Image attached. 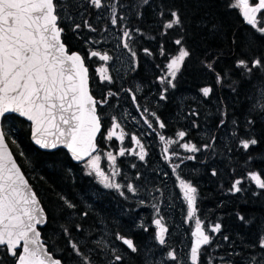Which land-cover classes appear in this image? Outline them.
I'll use <instances>...</instances> for the list:
<instances>
[{
    "label": "snow or ice",
    "instance_id": "snow-or-ice-1",
    "mask_svg": "<svg viewBox=\"0 0 264 264\" xmlns=\"http://www.w3.org/2000/svg\"><path fill=\"white\" fill-rule=\"evenodd\" d=\"M88 3L98 10L108 8L112 26L128 18L118 15V8L123 7L119 0H113L111 3H107L106 0H88ZM149 4L150 0H139V4L132 7L142 9ZM206 4H209V0H192L187 21L185 14L177 6H171L167 10L161 9L158 12V17L162 21L161 35L166 36L169 30L173 29H179L180 32L173 41L176 51L170 55L165 65L166 71L156 77V82L162 85L159 89V100L165 102L168 100L169 90L177 87L176 81L183 68L193 60L197 49L202 47L201 67L215 74L216 85L223 88L225 84H228L229 90L237 96L245 82H248L253 89L245 97L248 102L246 109L248 117L243 125V134L241 135L239 120L234 119L231 139L238 141L235 147L242 149L249 160H254L256 157L250 153L264 143V131L256 130L257 123L264 122V79L253 81L252 77L259 75L264 78V57L255 56L251 59L247 57L257 46V36L264 39V11H262L264 0H255L254 3L251 0H228L227 8L238 9L244 23L254 30L251 36L242 39L236 32L230 34L224 21L209 20L206 18L207 13L201 15V9ZM72 7L68 0H0V118H6V114L13 113L26 118L30 122L32 141L39 150L55 155L57 150L66 149L73 161L83 162L86 176H94L97 183L105 190H115L127 199L125 188L133 195H137L140 189L132 182L124 185L117 181L116 177L121 175L117 156L131 154L143 162L148 152L141 140L136 135H132L133 145L138 146L139 151L124 148L116 154L107 151L103 155L111 165V170L110 172L102 170V157L99 154L97 136L100 135L108 141L113 138L123 141L125 138V133L116 116H112L111 127L106 136L103 134L101 110L109 105V98H115L118 94L110 90L107 96L98 100L90 92L89 68L86 66L85 56L78 51L70 50L62 39L65 32V28L61 26L63 22H71L74 33H79L82 28L80 23L75 22L71 13ZM257 14H261L259 18ZM198 16L200 18L196 19ZM142 17L143 12L138 11L137 18L142 19ZM83 27L91 32L96 31V28L87 20L83 22ZM121 32L120 43L135 61L137 53L131 47L134 33L145 34L139 28L130 30L127 27H123ZM147 38L155 39L154 36ZM86 43L98 44L100 41L89 40ZM238 45L241 47V55L236 57L234 50ZM225 47L233 50V69L240 71V78L231 79L230 83L228 78L233 75L232 69L216 70V64L226 55ZM144 52L149 56L153 54L148 48H144ZM160 55H169L163 45L160 47ZM87 58H98L104 62V65L97 67L96 72L102 83L107 81L112 84L113 77L109 75V71L114 65L109 62L114 60V56L108 51L89 49ZM138 66L134 63L131 70L135 71ZM141 90L142 86L139 84L135 90L122 89L131 95L134 104H137L136 93ZM213 92L212 85L199 88V94L205 100L209 99ZM137 110L154 117L155 124L160 129L166 128V123L156 112H150L147 107L141 110L138 104ZM188 115L198 118L200 113L193 109ZM226 118L227 111L221 110L217 128L226 125ZM143 122L149 129H153V122L147 117H143ZM192 127H199L195 119L192 121ZM116 129H121L119 134ZM157 135L164 143L162 158L170 163L172 173L176 175L182 198L186 201L187 219L191 220L197 211V187L191 181L182 178L177 170L181 168L185 160H196L197 153L209 152V150L214 152L218 137L212 135L200 146L190 140L180 143L179 146L190 155L179 157L176 152L169 154V146L184 141L189 133L185 130L177 131L175 135L178 139L176 140L166 138L163 134L157 133ZM5 139V133L0 131V253L3 254L0 255V264H6L4 257H11L12 264H64L63 258H57L53 252H50L46 248V242L41 239L42 233L39 229L49 223L48 214L22 173L21 167L8 150ZM231 151L232 148L229 147L228 152L231 153ZM94 153L96 154L93 155ZM258 155L264 159V153H258ZM174 156L180 159V163H171ZM44 166L54 172L65 167L59 159L46 161ZM132 167L135 168L136 165L133 164ZM67 171L70 173L71 169ZM211 174L216 176V170L213 169ZM136 179H140L139 173L136 174ZM247 179L253 182L258 190L264 191V178L261 173L249 171ZM243 184L244 179H236L229 192L233 195L243 192L245 190ZM156 191L159 192L160 189L157 188ZM260 194L261 192H253V196ZM58 199L61 203L58 206L59 214L53 217V234L55 235V229L58 228L67 238V244L72 253L79 258L77 264H94L92 257L94 250L89 249L87 253L82 250L80 240L72 235V222L67 219V217L74 219L77 205L62 194H58ZM139 203L144 205L145 201L141 199ZM152 208L154 209L152 219V224L155 226L154 240L163 248L167 246L166 233L170 234V229L165 226L162 207L159 204H152ZM79 215L87 217L89 212L83 211ZM237 216L246 225L255 222L254 218L246 220L245 216L239 212ZM203 224L201 219L195 220V229L191 232L194 239L189 253L190 264H200L202 246L210 245L213 240L212 234H219L222 231L223 226L219 222L208 226L207 231L202 227ZM74 227L77 233L85 231L81 223H75ZM136 227L144 232L149 231L144 224ZM258 231L261 232L259 248L264 249V223ZM223 238L225 241L229 240L228 236ZM115 239L125 246L126 250L123 253L120 249L109 247L108 242L103 238L94 241L96 250L103 254L101 259L104 260L107 256L105 264H123L129 254H132L130 258L133 259L141 254V249L132 238L117 232ZM249 247L254 248L256 245ZM140 260L141 264H169V262L180 264V258L175 249L168 250L162 259H157L156 252L151 247H145ZM244 264H264V252L246 257Z\"/></svg>",
    "mask_w": 264,
    "mask_h": 264
},
{
    "label": "trees",
    "instance_id": "trees-1",
    "mask_svg": "<svg viewBox=\"0 0 264 264\" xmlns=\"http://www.w3.org/2000/svg\"><path fill=\"white\" fill-rule=\"evenodd\" d=\"M191 3L192 0H150L149 5L142 9L139 8V11L143 12L142 19L137 18V14L135 15L133 12L129 14L134 19L136 28L141 29L144 34L157 36L152 43L146 42L144 36L135 43V49L133 50L138 53L137 61L139 63L144 65L148 60H151V63L155 62L156 64L160 57L161 45L169 53L168 56H164L161 59L162 61L176 51L173 41L179 36V29L169 30L166 36L161 35L162 21L158 17V12L161 9L167 10L171 6H177L185 14V20L187 21ZM227 3L228 0H209L210 6L206 4L201 9V15L207 13L206 18L209 20L219 19L224 21L229 28V33L236 32L241 39L251 36L254 30L251 26L243 23L238 9L229 10ZM260 15L258 14V18ZM199 18V16L196 17V19ZM67 33L72 35L69 28L65 29L64 34ZM64 34L62 39L68 48L72 51L75 50L74 45L65 40ZM76 47L77 44L75 45ZM156 47L159 48V53L155 50ZM144 48L150 49L153 54L149 56L139 52L144 50ZM224 52L226 55L216 64V70L228 71L232 69L233 75L228 78L230 83L231 79L240 78V71L233 69V50L225 47ZM234 54L236 57L241 55V47L239 45L234 50ZM255 56L264 57V39L259 38V36H257V46L253 48L247 58L251 59ZM201 59H203L202 47L197 49L193 60L189 61L183 68L176 81L177 87L174 90H169L168 100L166 102L159 99L151 100L148 108L150 112H156L166 123V128L160 131L166 138L175 139L177 131L185 130L189 135L185 137L184 142L190 140L200 146L207 142L212 135L218 137L215 151L210 150L209 153L207 152L204 163H191L188 161V166L184 170V179H190L193 185L197 187L196 214L198 218H202L205 223L213 225L219 222L223 226L221 233L215 235V240L208 247L202 246L200 259H206L218 264H244L246 257L253 254L259 255L264 252V249L259 248L261 232L258 231L261 224L264 223V191L258 190L255 184L247 179L249 171L261 173L262 178H264V159H261L258 155V153H264V143L258 149L252 150L250 155L256 158L249 160L248 155L242 149L235 147L238 141L231 139V129L232 121L234 119L239 120L241 135L243 134V125L248 117L246 112L248 102L245 97L253 89L248 82H245L242 84L237 96L229 90L228 84L221 88L215 83V74L201 67ZM85 63L89 68V89L95 98L99 100L101 97L106 96L110 90L113 92L112 84L102 83L95 77L93 64L88 63L86 60ZM148 72L145 71L144 73ZM142 77L147 79L149 76L143 75ZM261 79L264 78L259 75L252 77L253 81ZM204 85H212L214 87L212 96L207 100L199 94V88ZM109 99L110 105L111 98ZM153 102L158 104L154 105ZM109 105H106L101 110L103 116ZM193 109L200 113L198 118L188 115ZM221 110L227 111V123L224 127L217 128L216 125L219 122ZM109 112V114L113 113L110 109ZM194 119L199 124L198 128L192 127ZM104 124L105 121H103ZM0 126L6 135L5 141L15 161L21 167L22 173L48 214L49 223L41 228L40 231L42 233L41 238L43 242H46V248L50 252H53L57 258L62 257L64 264H77L79 259L72 253L71 248L67 244V238L60 233L58 228L55 229V235L53 234V217L59 214L58 206L61 203L58 199V194L66 196L77 205L74 219L73 217H67V219L72 222V235L80 240L82 250L86 253L89 249L94 250L92 253L94 264H103L107 259V256H105V259L102 260L101 255L103 254L96 250L94 241L99 239L96 238L99 233L103 234L102 232H106L105 236L111 234L108 237L110 239L115 237L117 232L123 235H132V239L134 238V242L139 246L138 241L140 238L137 236L142 235L141 229L136 227L137 225L135 226L132 214H130L128 219V222L131 221L129 222V227L127 228V225H124V221L127 219L120 214V209L123 210V213L126 210H124V207L119 206L121 202L116 199V195L110 197V194L107 193L105 194V199H102L101 196H94V201L90 200L85 197V194L88 189L94 187L85 183L82 167L72 163L62 149L57 150L55 155L36 149L29 141L28 124L14 115H7L6 118H1ZM256 130L258 132L264 131V122H258ZM99 138L97 143L101 149V140ZM229 147L232 148L231 153L228 152ZM52 159H59L65 167L55 172L45 167V162ZM67 169H71V172L69 173ZM213 169L217 172L216 176L211 174ZM238 178L244 179L243 187L245 190L233 195L229 192V189L233 181ZM253 192H261V194L253 196ZM85 198L88 199L86 203ZM105 206H107V209ZM115 207L119 210L117 216H112V210ZM83 211H88L89 215L81 217L79 214ZM127 211L130 212V210ZM238 212L244 215L246 220L254 218L255 222L251 225L242 223L237 216ZM75 223H81L85 231L77 233L74 227ZM89 232H91V235H89ZM224 236H228L229 240L225 241ZM250 245H256V247H249ZM111 246L122 250V253L126 250L125 246L120 243H113ZM119 246L121 247L119 248ZM236 253H239V255H235ZM141 254L143 253L141 252ZM0 255L3 254L0 253ZM131 255L126 256L123 264H139L140 258L136 256L133 259L130 258ZM4 260L6 264H12L10 257H4Z\"/></svg>",
    "mask_w": 264,
    "mask_h": 264
},
{
    "label": "rangeland",
    "instance_id": "rangeland-1",
    "mask_svg": "<svg viewBox=\"0 0 264 264\" xmlns=\"http://www.w3.org/2000/svg\"><path fill=\"white\" fill-rule=\"evenodd\" d=\"M70 4L73 5L71 8V13L75 18L76 23L82 22V18L84 17L83 15V10L84 7V0H68ZM107 3L113 2V0H106ZM119 3L123 5V7L118 8V15L126 16L128 17L126 20L119 22L116 26H112L110 22V15H109V10L108 8H101L97 9V15L102 14L101 16L97 17L94 22L92 23L93 27L96 28L95 32H91L89 30L84 29L83 27L79 31V33H75L76 36L79 38L80 42L82 43L81 45H78V47H85L84 51L87 55L89 49L92 50H99L101 52L108 51L109 54L114 56V60L109 62V64L114 65V67L110 68L109 75L113 77V83L112 86L117 85L119 86L121 82L124 83L125 79L130 75L132 76L134 73L138 75L141 73V70L139 69L138 72L132 71V67L134 63H137V57L136 60L133 61L130 53L128 52L127 49H124L122 47V44L120 43L122 32L121 29L123 27H127L130 30L135 29L136 24L134 22V19L130 17V13H134L135 15L139 11L138 7H132V5L139 4V0H119ZM93 12L94 7L90 9ZM134 18V17H133ZM62 27L65 29L69 28L72 30L71 27V22H63ZM106 29V30H105ZM162 31V29H160ZM144 36V40L146 42L152 43L153 40L151 38H147L149 36H152V34L148 35H139L134 33L133 40L131 42V47L132 49H135V43L139 41V38ZM154 37H157L154 35ZM89 40H96L100 41L98 44H88L86 43ZM88 44V45H87ZM155 50L159 53V48L156 47ZM139 52L145 53L144 50H140ZM137 53V52H136ZM138 55V53H137ZM116 57H119V59H115ZM164 56L159 57L157 63H151V60H148L147 63L142 65L145 71H149V73H153L152 75V83H151V88H154L153 93L148 92L145 93L148 97H151L152 100H156V97L159 95L157 90H159L162 85L156 82V77L161 75L163 72L166 71L165 65L170 57H167L166 60L162 61L161 59ZM89 63L93 64V70H94V75L96 78H98V81H100L99 74L96 72L97 67H100L104 65V62L100 61L98 58H91L88 59ZM106 66V65H105ZM160 67V68H159ZM158 70V72H157ZM101 82V81H100ZM104 83L109 84L107 81ZM126 84V83H124ZM142 86V90L140 92H137L136 94L142 95L143 89L147 87V83L144 80L142 76H134L133 81H130V86H132L135 90L137 85ZM113 88V87H112ZM147 88H150L149 86ZM146 88V89H147ZM107 96V95H106ZM120 102L122 103L121 107H118L116 111H114V104L111 103L110 106L107 108L105 114L108 115L107 120H105L104 124V132L103 134L106 136L108 129L111 127V118L112 116H116L118 122L121 124V128L123 129L125 133V138L122 141H118L115 138H113L111 141L105 140L102 138V143L101 146L102 148L100 149V155H101V168L102 170H105L106 172H110L111 170V165L109 164L107 158L103 155L107 151H112L114 154L118 153L121 148H126L125 147V139H127V135H129V131H131V125L133 124L136 128L142 129L141 134H143V125L141 121L137 118L136 113L133 111V109L127 104L128 99L125 98V101L123 98H121ZM151 103V101L149 100ZM153 104H158L157 102H153ZM112 105V106H111ZM109 109L113 111V113L109 114ZM109 112V113H108ZM145 114V117H147L149 120H153V125L154 128L160 133L161 129L158 127V125L155 124V119L154 117H151L148 113H143ZM129 129V131H128ZM117 133L121 131V129H116ZM178 139L177 137L174 139ZM155 140V138H152L151 141ZM147 145H150L151 142L146 140ZM130 142V141H129ZM184 143V141H180L179 143L172 144L169 146L170 149L177 151L179 153L183 154V157H186L187 155H190V153L186 152L184 149H182L179 144ZM138 148L136 147L134 151H137ZM94 153L93 155H95ZM199 154V153H198ZM196 154V155H198ZM148 157L151 158V161L148 160ZM182 157V156H181ZM198 157V156H197ZM134 159V161H133ZM129 160V162L127 161ZM180 163V159H173L172 162L175 163ZM163 159L161 160V163H158L154 160L153 156H149V154L146 157L145 161H139L138 157L135 155H125L124 158H119L117 156V165L121 169V175L117 176L116 179L118 182L121 184L126 185L128 182H132L136 185L139 186V192L137 195H133L131 193H128L126 188L124 189L125 197H122L119 195L118 192L115 190H105L99 183H97L96 178L94 176H88L95 187H100L102 190V195H100L99 191H94L91 189H88L85 197H88L90 200L94 201V196H101L102 199H105V193L109 191L110 197H114L115 195L118 198V201L120 200L121 205L126 209V212L123 213V210L120 209V214L127 219L126 221L128 222V219L130 217V214L134 216V224L140 225L143 223H150L148 219L154 218V209L152 208V204H159L162 207V215H165V225L170 229V234L166 233V240H167V246L161 248L160 245H158L155 240H154V226L153 229L151 230V236H146L144 241L139 244V248L142 250L141 252L143 253V250L145 247H151L153 251L156 252V258L157 259H162L163 256L166 255L167 251L170 249H175L177 252L179 258H180V264H188L186 259H187V249L189 245V232L193 226H195V220L198 218L197 214L191 218V220L187 219V205L186 201L183 200L182 198V193L179 190L178 187V180L176 179V175L172 173V169L170 167V164H165L162 166ZM190 162V161H189ZM169 163V162H168ZM135 164L136 167L133 168L132 165ZM188 166V161L185 160V162L181 165V168L177 170V173L181 175L182 178H184V170ZM134 169L136 171H141V178L137 180H131L130 174H127L129 170ZM83 174H84V166H83ZM167 173V175H165ZM85 175V174H84ZM160 175V176H159ZM248 177V176H247ZM249 180V179H248ZM188 181H191L190 179ZM250 181V180H249ZM192 182V181H191ZM234 182V181H233ZM251 182V181H250ZM193 183V182H192ZM253 183V182H252ZM159 188L160 191L157 192L156 189ZM86 201H88L87 198H85ZM122 199H125L127 201L130 200L131 203H133V206H131V203L128 202H123ZM143 199L145 201L144 205H141L139 201ZM88 207V205H87ZM131 207L130 212L127 211V209ZM107 209V206H105ZM117 207L112 210V216H117L118 208ZM116 210V211H115ZM201 219L203 222L204 220ZM133 220V219H132ZM124 221V225H127V228L129 227L130 223ZM187 221V222H186ZM212 224L205 223L202 225V227L205 228L207 231V227ZM149 232V231H148ZM147 232V233H148ZM103 234H98V237L101 239L104 238L105 241L108 242L109 247L111 246L114 242L111 239H108L111 234H107L106 232H102ZM145 233V235H148ZM215 235L212 234L213 240H215ZM107 238V239H106ZM97 239V240H99ZM208 247V246H206ZM142 255V254H140ZM140 255H137V257L140 258ZM210 261L206 259H200V264H209ZM102 264V263H101ZM104 264V263H103ZM139 264H141V260L139 261ZM169 264H172V262H169ZM211 264H218V263H212Z\"/></svg>",
    "mask_w": 264,
    "mask_h": 264
},
{
    "label": "flooded vegetation",
    "instance_id": "flooded-vegetation-1",
    "mask_svg": "<svg viewBox=\"0 0 264 264\" xmlns=\"http://www.w3.org/2000/svg\"><path fill=\"white\" fill-rule=\"evenodd\" d=\"M82 7H84V10H83V15H84V17L82 18V22H81V25H82V27H83V22L85 21V20H87L91 25H93L92 23L94 22V20L97 18V17H99V16H101L102 14H99V15H97L96 13H97V9H95L94 8V10L93 11H95V12H93L92 13V11L90 10L91 8H92V6L88 3V0H84V4H83V6ZM97 16V17H96ZM62 26V25H61ZM94 26V25H93ZM84 28V27H83ZM84 29H86V30H88L87 28H84ZM70 32L72 33V35H69L68 33L67 34H64L65 35V40L68 42V43H72L73 45H74V49L75 50H73V51H78V52H80L82 55H84L85 56V60L88 62V60H87V55H86V53L84 52V51H86L85 50V47H84V44H83V47H76L75 48V45L76 44H78V45H81L82 43L80 42V40H79V38L76 36V34L70 29ZM88 45V44H87ZM89 63V62H88ZM137 64L139 65L138 66V68L135 70L136 72H138V70L140 69L141 70V73L139 74V72H138V75L136 74V73H134L132 76H128L126 79H125V81H124V83H126V84H124L123 82H121V84L119 85V86H117V85H115L114 84V86H113V92H116L118 95H117V97H115V98H111V103H113L114 104V111H116L117 110V108L118 107H121L122 106V103L120 102V100H121V98H123V100L125 101V98L126 99H128V102H127V104L133 109V111L136 113V115H137V118L141 121V123H142V125H143V128L145 129V130H143V134H141V131H142V129H140V128H136L133 124L131 125V131H129V129H128V131H129V135H127V139H125V147L126 148H124V149H135L136 147L138 148V150L137 151H139V147L138 146H134L133 145V142H132V140H131V137H132V135H136L140 140H141V143L142 144H144L145 145V148H146V151L148 152V154H149V156H153L154 157V160L156 161V162H158V163H161V160L163 159L162 157H163V155H164V152H163V149L162 148H164V143L163 142H161L160 140H159V136L157 135V133H158V131L153 127V129H149L148 127H147V125L146 124H144V122H143V117H145V114H143L142 113V111H138L137 110V104L139 105V107H140V109L142 110L144 107H149V100L151 101L152 99H151V97H148L147 98V95L145 94V93H148V92H151V93H153V90H155L154 88H151V79H152V75H153V73L154 72H152V73H144V68L142 67V64L141 63H139L138 61H137ZM143 75H146V76H149L147 79H144L145 81H146V83H147V81H148V83H147V87L149 86L150 88H147V87H145V89H143V93H142V95H139L138 96V94H136L137 95V104H134L133 103V101H132V99H131V95L128 93V92H126V91H122V89H128V88H132L133 90H134V88L132 87V86H130V81H133V79H134V76H143ZM129 81V82H128ZM147 88V89H146ZM158 94H159V92H158ZM159 99V95L156 97V100H158ZM110 106V105H109ZM112 106V105H111ZM107 117H108V115H106L105 114V116H103V121H105V120H107ZM150 121H152L153 122V120H150ZM103 132H104V128H103ZM159 134H161V133H159ZM218 134H221V133H218ZM100 137V138H99ZM166 137V136H165ZM98 138L101 140V143H102V137L100 136V135H98ZM152 138H155V140H153V141H151V139ZM146 140H148L149 142H151V144L150 145H147V141ZM98 141V140H97ZM130 141V142H129ZM123 142V141H122ZM172 152H176V153H178V156L179 157H183V154L182 153H179V152H177V151H174V150H172V149H170L169 148V154H171ZM209 152H210V150H209ZM208 152V153H209ZM198 154V153H197ZM198 157H197V159L196 160H194V161H190L191 163H197V162H200V163H204V161L206 160V156H207V152H200L198 155H197ZM125 156H123V157H119V158H124ZM173 159H178V157H173L172 158V160ZM148 160L149 161H151V158L150 157H148ZM128 162H129V160H127ZM133 161H134V159H133ZM171 163H173L172 161H171ZM175 163H177V161H175ZM165 164H170V163H168L167 161H165L164 159H163V162H162V166H164ZM77 165H80V167H82V169H83V162H81V163H79V164H77ZM137 173H139L140 174V178H141V171H136V170H134V169H131V170H129L128 171V173L127 174H130V178H131V180H135V178H136V174ZM160 176V175H159ZM85 183H87V184H89L90 186H93V187H95V185L93 184V182H92V180L88 177V176H86L85 175ZM91 190H94V191H99L100 192V195H102V190H101V188L100 187H95L94 189H91ZM107 193H109V191H107ZM107 193H105V194H107ZM118 198L119 197H116V199L118 200ZM111 199V198H110ZM123 200V202H128V203H131L130 202V200L129 201H127V200H125V199H122ZM120 207H123L121 204L119 205ZM131 206H133V203H131ZM123 209V208H122ZM131 209V207H129L127 210H130ZM124 210H126L125 208H124ZM153 219V218H152ZM152 219H148L149 221H151ZM129 222H131V221H129ZM144 224V226L145 227H148L149 228V232L147 233V232H144L143 230H141V233H142V235H138L137 237H139L140 238V240L138 241V243L140 244V243H142L143 241H144V239H145V237L146 236H151L152 237V234H151V230L153 229V224H152V221H151V224L148 222V223H143ZM166 227H167V225H165ZM155 227V226H154ZM154 231H155V228H154ZM131 232H132V230H131ZM145 233H147L148 235H145ZM137 234H140V233H137ZM189 234H190V232H189ZM125 236H127V237H129V238H132V235H125ZM190 237V236H189ZM108 239H110V238H108ZM111 239H113V240H115V241H113L114 243H116V244H121V242L120 241H117L116 239H115V237H112ZM134 239V238H133ZM121 246H119V248H120ZM11 258V257H10ZM186 261H187V263H188V260L186 259ZM104 264H105V262H104ZM189 264V263H188Z\"/></svg>",
    "mask_w": 264,
    "mask_h": 264
},
{
    "label": "water",
    "instance_id": "water-1",
    "mask_svg": "<svg viewBox=\"0 0 264 264\" xmlns=\"http://www.w3.org/2000/svg\"><path fill=\"white\" fill-rule=\"evenodd\" d=\"M251 2H255V0H251ZM238 13H239V10H238ZM239 15H240V13H239ZM258 15V14H257ZM240 17H241V19H242V16L240 15ZM243 20V19H242ZM243 23H244V21H243ZM246 24V23H245ZM7 115H14V116H16V117H18V118H20V119H22L23 121H25L27 124H28V126H29V141L31 142V144L36 148V149H38L37 148V146H35V144H34V142L32 141V138H31V127H30V122L29 121H27V119L26 118H24V117H20L19 116V114H17V113H13V114H6V116ZM0 121H1V118H0ZM0 131H2L1 130V126H0ZM98 137V136H97ZM5 143H6V141H5ZM7 144V143H6ZM8 146V145H7ZM65 153H66V155L68 156V158L70 159V161L72 162V163H74V164H79V163H77V162H75V161H73L72 160V158H71V156H70V154L67 152V150L66 149H63V148H61ZM163 149V148H162ZM8 150L10 151V149H9V147H8ZM39 150V149H38ZM41 151V150H40ZM11 152V151H10ZM14 158V157H13ZM15 160V159H14ZM26 178V177H25ZM39 227V226H38ZM41 229V228H40ZM39 229V230H40ZM195 229V226H193L192 228H191V230H190V240H189V245H188V249H187V260H188V263L190 264V260H189V253H190V248H191V244H192V241H193V239H194V237H192L191 236V232L193 231ZM42 239V238H41ZM42 241H43V239H42Z\"/></svg>",
    "mask_w": 264,
    "mask_h": 264
}]
</instances>
